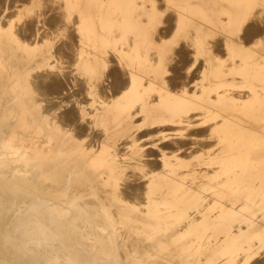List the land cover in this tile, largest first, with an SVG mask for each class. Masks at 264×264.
Here are the masks:
<instances>
[{
    "label": "rangeland",
    "instance_id": "rangeland-1",
    "mask_svg": "<svg viewBox=\"0 0 264 264\" xmlns=\"http://www.w3.org/2000/svg\"><path fill=\"white\" fill-rule=\"evenodd\" d=\"M1 1L2 0H0V2ZM12 1L3 0L4 4L1 2V5L3 7H0V85L2 86H0V107H2L1 105H4L6 102H8L14 109L12 112V120H9L8 122H5L2 126H0V264H73L72 260H74L75 257L66 255L63 250H57V252L51 255V250L49 251V249L45 250L43 248H37L35 247V245H31L29 247V252H26L20 247L19 238L22 235L24 225L30 219L31 214H37L47 222H51V220L63 218L65 215H69L70 212H75L74 209L76 205H80L81 207H83L85 209L84 212L90 213L93 216V221L92 223H89L88 221H90L89 219L91 218L83 216L84 222L78 221L74 228L68 229L69 233L76 238L77 236H87L90 234L92 235L94 240L97 241V243L104 244L109 249H114V252L117 256L114 264H258L259 262V264H262L261 261L264 262V168H236L237 166H247L249 163H246L251 161L248 158V154L246 153L249 150V145L245 139L239 136L241 132L236 131V129L240 127V124L238 122L234 123L233 121H223V119L216 123V121L214 120L219 118L218 111L213 110L210 112L209 110H206L205 112V110H203V107L197 105L191 107L196 108L198 111L196 110V113H194L195 111L191 112V109H188V104L190 103V101L183 98L186 95L182 94V89L180 96L181 104L179 106L180 116L178 119V131L181 132H179L178 135L181 138L179 136L178 138L184 141H180L177 139L178 145H180L181 147L178 150V156L175 153V156L171 158L172 155H170L169 162L168 160H166L167 162L165 161L163 164V161H161L159 158V156L161 157V155H159L158 157L156 155H154L155 157L153 155H146L149 154L148 151L150 149L157 150V146H159L161 142L160 144L156 142L157 138L154 130H151L152 132H148L149 126L147 118H145L143 112L140 111V95L130 94L132 93L131 90L123 89L121 92H119L118 95H115L116 98H112L116 101V121L114 123L115 127H113V130H115L116 133V138L114 139L115 148L120 150L126 149L124 152L117 155V164L118 162L119 164H116V169H99L97 168L96 163L86 164L87 167L83 168L82 166H85V164L81 163L80 160H83V157L87 158L88 155L78 156L75 153H65L60 155L53 153L52 151L54 150L55 144H49L47 139L48 134H53V129L51 127H48V125H51V113L50 111L48 112V109V114H46L44 105H49L56 97L53 95H48L51 94V92L47 91L46 89H44V91L46 90V94H44L45 92L43 91V89L42 91L44 93L41 92L40 89L39 91L37 90L38 93H36V91L34 93L33 89L29 90L27 87L28 80L22 78H20L19 80L18 88H14V85L12 84L13 82H11L10 80L11 75L8 72L11 71V69L20 68L22 71L27 70L28 68L40 67L46 69L47 71V73L46 71L44 73L41 72L42 74H44V76L41 75L43 78L47 77V74H50V72V75H53L55 77V73L57 72V75H60L62 69L63 71H66L67 68L70 70L74 69L78 65L79 61H83L85 63L91 62L94 59L92 55H96V57L97 55H100L101 57H99V60L101 62L104 61L107 66L111 65L113 61L117 60L118 65L123 70H125L123 67L124 65H131V62L136 60V53H138L139 51V37L132 36V38H130L129 36L125 35L123 25L92 27L91 25L87 24H84L82 26L74 24L75 20H71V18H74L76 15L72 14V11L68 9L65 10V8H63L64 3L68 2L69 0H51L55 5L50 2V0H42V2L41 0H22L25 1L26 4L25 2L20 3V1L17 0ZM27 1H29L28 4ZM43 1L46 2L45 4H47V2L49 4L45 5L43 4ZM55 1H58L59 3H56ZM51 5H53L54 9L57 6L58 10H54L53 8H51ZM47 6H49V8L46 9ZM181 7L187 8L191 11L192 14H194L205 9L206 5L201 0H181ZM50 8L52 9V12H50ZM13 9L15 12H13ZM47 11H49L50 13L48 12L45 14V12ZM62 11H64V14ZM53 12H56V14H54ZM61 12L63 15L61 14ZM117 12L118 13L116 17H118V19L116 21L117 23H119L118 21L121 22V19L119 20V17L123 13V11L119 10ZM7 13H9L8 17L10 16V18L7 17ZM52 13L54 15L50 16V14ZM149 13L150 9L147 14ZM5 14L6 18H4ZM59 15L62 16L59 17ZM186 15L187 11L183 10L180 12L179 18L181 31L183 30L182 22L185 20ZM20 16L22 19L20 18ZM32 16L35 21L32 19ZM47 16L50 18V22H56L58 19L55 20L52 18H55V16L56 18L59 17V23L57 22L58 24L56 23V26L60 25L61 22L60 27H56L55 23L53 22H48L47 19L49 18ZM86 16L91 17L90 14L85 13V17ZM76 17H78V15ZM225 18L226 16L223 14L219 17L221 22H224ZM200 20L203 21V16H201ZM28 21H30L34 25H30L31 23ZM46 21L48 23H46ZM66 22H68V24H71L72 26L67 25ZM15 23L17 25H15ZM21 23H24L25 26L24 24L22 26ZM49 23L50 25H48ZM26 25H28L27 28ZM45 27L50 31L48 30L47 32ZM68 27H70V29ZM52 28L54 31L51 30ZM93 28H99V38L93 35ZM24 29L27 32H25ZM71 29H73L74 31ZM112 30H115V34L111 33ZM22 31L23 34H28L26 36H22ZM44 31L46 32V35ZM96 31H98V29ZM40 32L44 33L43 38L40 37L42 36V33ZM94 33L95 35L97 34V32ZM19 34H21L20 36L22 37V40ZM83 36L86 38H84ZM230 36L233 37L237 43L248 42L243 37L237 38L236 36L229 35L228 33L223 34L224 38H228ZM49 37L51 39H49ZM58 37H60V39L62 40H60ZM29 38L31 39L27 40ZM38 38L40 41H38ZM54 39H57V41ZM69 39L72 41H69ZM186 39L191 41L188 46L190 45L192 47V44H194L192 48L187 46V42L189 43V41H187ZM25 40H27L28 42ZM129 42L131 44H129ZM261 42L264 44V41H255L254 43H252V46H249V48L247 49L260 50L264 48V45H261ZM59 43H61V47L58 46ZM64 43L66 44L64 45ZM217 44L218 43H216V41H214V43L213 41H203L201 37L197 36L196 34L187 35L186 38L181 37L180 49H184L182 52L186 54L185 55L183 53V58H186L183 59L182 57H180L181 67H186V69L184 70V77H181V83H187V78L191 74H189V70L195 71V78L191 81L190 85L193 89V92L191 93L193 96H195V98H198V95L202 96L208 90L212 89V97H214L212 108H220L219 104L223 101V99L230 98V100H233L234 103H238L239 101L235 100L236 98L234 97H237L238 93H240L239 97H244V95H247L243 93L242 89H240L241 91H239L236 88L237 79H234L235 75L231 77L233 78V80L230 82L226 81L227 75L231 76V74H233L232 72L237 70L245 71L246 69V71H250V66L257 64L260 65L257 62H252V60L249 58L247 59V61L241 62V65L236 64L233 60L234 58L232 57V52L230 49V51L228 50V59L222 58L221 60L219 50L222 48V46L221 43L220 47L219 44ZM67 45L68 47H65ZM79 45H81V47H79ZM242 45L244 48H246L244 44ZM73 46L78 49V52L77 50L75 52V47ZM59 48H61V50ZM124 48L127 50L125 51ZM216 48L219 49L217 50ZM71 49H73L74 52L71 51ZM85 49H87L88 52L85 51ZM105 49H110L112 53H107ZM224 49H226V47ZM66 50L69 52L70 56L68 55V52ZM52 51L55 55L58 56V59L56 58L57 56L52 55ZM58 51L63 52H60V55L62 53L61 56L58 55ZM214 51L217 53H215ZM64 52H67V54ZM187 53H189L188 56ZM104 55L105 57L103 59ZM78 56L82 57L79 58ZM208 56L210 57V59ZM61 57H63V64L61 62ZM9 58L12 59L11 64H9L7 61ZM59 59L60 61L58 62ZM186 62L187 65L185 64ZM182 63H184L185 65ZM114 64L115 63H113L111 66H114ZM219 66L225 67V69L223 68V74H221L217 69V67ZM52 69H54L53 72ZM200 69L202 72L200 71ZM49 74L47 79H50ZM71 76L74 77L72 73ZM247 80L248 78L246 75L240 74L237 81H240L239 83H243ZM225 82H229L230 85H227ZM50 83L52 82L50 81ZM39 93H43L45 96ZM90 93L91 90L86 88L83 97H90ZM38 94L40 97L38 96ZM44 97L47 98H45L46 102L43 99ZM40 100L43 101L41 102ZM48 100L50 101V103ZM107 101L109 100L107 99L106 102ZM125 103L126 106L124 105ZM39 104L41 105V107L43 106V109H41L45 112L39 109ZM250 108V106H223V110L225 113L228 110L229 113H232L233 115H237L239 112H243L244 110L247 111ZM29 109L31 111V118L36 117L37 121H32L30 123L27 121V113ZM237 109L239 112L237 111ZM17 117H23L26 121V131L13 129V121H15V118ZM183 119L185 120L183 121ZM211 120L213 122H211ZM198 121L201 123H199ZM222 123L225 124L223 125ZM105 125L107 126L108 123ZM232 127L234 131H229L228 129ZM3 129L5 130L3 131ZM198 130L202 131V137L201 135H195V139V136L193 134H199L200 132ZM143 131L145 133H143ZM187 131H189V133ZM135 132L137 133V135ZM159 133H161V131H159ZM167 134H169L170 139H172L171 136H173V134H176V132L167 131L164 133L165 136ZM226 134H231L232 136L225 137ZM185 140H187V144ZM189 140L194 142H188ZM195 140H197L198 142H196ZM203 140L204 142L207 140L204 145L202 142ZM190 143H192V145ZM214 143H216L217 145ZM221 149H223V157H220L218 154H214L215 152L219 153ZM200 150L202 152L198 153V151ZM126 151L129 152L127 153ZM147 156H149V159L146 158ZM151 157H153L152 160ZM157 158L159 159L158 162L156 160ZM61 159H63L64 162H60ZM150 160L152 163L150 162ZM133 161L135 163H133ZM220 161H222V164H220ZM160 162L162 164V167L164 166L163 168L156 167V165L161 166ZM236 162H241L242 164H237ZM127 163L132 164L129 165ZM120 166L123 167L121 168ZM175 173H177L178 175ZM182 174L184 176H182ZM225 174L229 175L226 176ZM128 175L131 178L128 177ZM182 178H184V180ZM188 178L189 181H187ZM124 183L127 185H124ZM128 184L131 186H129ZM142 188H145L147 190H142ZM158 189L162 192L158 191ZM163 189H166L167 193ZM194 194L197 195L194 196ZM153 197L155 199H153ZM95 204L98 207L95 206ZM88 205L92 206L93 209H87L86 207ZM52 211L55 215L53 217L50 216ZM95 220H97L98 222ZM109 236L111 239L112 237L114 239H112V244L106 243V240H108ZM118 241L121 242L118 243ZM54 245L58 248L60 244L58 242H55ZM209 245L211 247H209ZM248 254L250 255L248 256ZM256 260H258L259 262H257ZM91 262L93 264H109L106 260H103L99 257H94L93 259H91Z\"/></svg>",
    "mask_w": 264,
    "mask_h": 264
},
{
    "label": "crops",
    "instance_id": "crops-1",
    "mask_svg": "<svg viewBox=\"0 0 264 264\" xmlns=\"http://www.w3.org/2000/svg\"><path fill=\"white\" fill-rule=\"evenodd\" d=\"M201 1H203V3L206 5V8L201 10L200 12H197L194 14H192L191 11L188 10L187 8L181 7V0H149V1L148 0H144V1L143 0H137V1L136 0H69L68 2L64 3L63 8L72 11V14H74L76 16L78 15V17L75 16L73 19L71 18V20L75 19L74 24L78 23L77 25H81V26L84 24H87V25H91L92 27L123 25L125 35H128L130 38H132L131 36H135V37L140 36L139 42H138V47H139V44H141V46L139 47L140 49H139L138 53H136V57H135L136 60L131 62V66L129 64L128 66L124 65L123 67H124V69L126 68V71L125 70L124 71L128 74V77L130 79L129 85L125 89L131 90V92H132L131 94H133V95H140V99H141L140 111L143 112V115H145V118H147L148 126H149L148 130H150V131L154 130L156 132L155 134H156V138H157V140H156L157 143H160V141H161V144L159 145L160 147L157 146L158 151L154 150V149L149 150L150 152L148 151V153L150 155L155 154L156 156H159V154H157V152L162 153V154H160L161 157L159 156V158L161 159V161H163V164L166 160H168V162H169V159H170L169 156L170 155H172L171 158L175 156L174 155L175 153L178 156L177 153L179 150V145H178V141L176 138H178V136H179L178 135L179 134L178 119L180 116V107L179 106L181 104L180 103V96H181V90L180 89H183L182 94L183 95L187 94L183 98L190 101V103L188 104L189 110L191 109V111H195V113H196L197 109L191 107V106H196V105L203 107V110H205V111L209 110L211 112L214 109V110L218 111V115H219V118L214 120L217 123L221 119H223V121L224 120L227 122L233 121L236 123L238 122L240 124V127L237 128L236 131H240L241 134L239 136L242 137L243 139H245L246 142L248 143L249 150L246 153L248 154V158L251 161L246 163V164L249 163L247 166H243V167L237 166L236 167L237 169H260V168H264V148H263L264 147V68H263L264 67V48H262L260 50L247 49V48H249V46H252V43H254L255 41L262 40V38L264 37L263 36L264 35V33H263L264 32V28H263L264 27V22H263L264 21V8H263L264 7V0H201ZM43 4H45V2H43ZM22 8H24V7H22ZM149 9H150V13L147 14L146 12L149 11ZM117 10L123 11V13L119 17V20L121 19V22H119V23H117L116 19H118V17H116V15H115V14H117ZM164 10H167L168 12L164 11ZM183 10L187 11V15L185 16V20L182 22L183 30L181 31L180 18L179 17H180V12ZM85 11L90 12L91 17H87V16L85 17V13H86ZM131 11H132V13H131ZM249 13H251V14H249ZM86 14H89V13H86ZM222 14L226 16L225 21H224L226 23L221 22L219 19V17L222 16ZM106 15H107V17H106ZM159 15L161 17H159ZM201 16H203V21L200 20ZM139 17H141V18H139ZM112 18H115V19H112ZM248 18H249V20H248ZM256 18H257V20H256ZM250 19H252L253 21ZM247 26H251L255 29L258 28L257 30L261 29L260 30L261 33H259L257 35H254V34L245 35V31L247 29ZM93 29H94V32H96V29L95 28H93ZM97 29H98L97 34L95 35V33L93 32V35L97 36V38H99V28H97ZM222 31H223V33H222ZM242 32H244V33H242ZM111 33L114 34L115 30H112ZM224 33H228L229 35L236 36L237 38H242V37L245 38L248 41L245 44L243 43L246 46V48L243 47L242 43H237L236 40L231 36L226 38L228 40H225V38L223 37ZM190 34L191 35L196 34L197 36H200L203 41H206V42L207 41H213V42L216 41V43L219 44V47H220V43H221V46L223 49L221 48L219 50L220 51L219 55H221L220 57H222L223 59H228L227 58L229 56L228 50L230 49L232 52V57L234 58L233 60L235 61L236 64H238V63L240 64L241 62H245V61H247L248 58L251 59L252 62L254 61V62H257L259 64L261 63L260 65L250 66V71L249 70L248 71H242V70L241 71L240 70L234 71V72H232L233 74H231V76L227 75V78H226L230 82L233 79H231V80H229V79L233 75H235V77H236L234 79H237V80H238V77L240 74L246 75L248 80L246 82H243L242 85H241V83H239L236 80V84H240V85H237L236 88L238 90L242 89L244 91L243 93L247 94L248 97H247V95L246 96L244 95V97H239V95H238L239 93H238L237 97L235 99V100H237V98H238V100H237V101H239L238 103H234L233 101H231L229 99H223V101L220 104L222 105V103H223V106L227 105V107L232 106V105H235L237 107L238 106H250L251 108L249 110H247V111L244 110L243 112H239L237 109V111L239 113L236 115V117H234V115L232 113H229L228 110L225 113L223 110V106H221V105H219L220 108H212L213 107L212 106L213 98H214V97H211L213 95L212 89L208 90L202 96H198V98H195V96H193L191 94L193 89L191 90V86H190L191 81L194 80V78H195L193 76V74L195 75V73H196L195 71L193 72V71L189 70V73L190 72H192V73L188 77L189 79L187 78L188 79L187 84H189L188 86H187L186 82L181 83L180 74L181 73L184 74L185 73L184 70L186 69V67H181V65L179 63L180 57L184 56V54H183L184 52H181L182 50L180 49L181 48V37L184 38ZM141 37L143 38V41H142ZM160 37H161V39H160ZM262 41H264V38ZM217 45H216V47H217ZM225 47H226V49H224ZM250 48H252V47H250ZM105 51L107 53L110 52L109 50H105ZM151 51H154L156 56H155L154 52H151ZM171 51H172V53H171ZM223 51H224V54H223ZM215 53H217V52H215ZM78 57L80 58L81 56H78ZM92 57L94 59L91 62L85 63L83 61H79L78 65L74 69L70 70V72L72 73V75L76 79H74V77H72L71 75L68 76V74H70L69 69H66V71H61V75H59L60 76L59 78L58 77L56 78V76H55L56 79L54 77L52 78L56 81L51 80V78H50V81H54V82H58L61 79L62 81L60 80L61 82L59 81V83H62L67 88V89L63 88L62 91L58 92V93H56V91L52 92L53 94L51 93V95H53V96L55 94H57L55 96L56 98H54L55 101L53 100L52 101L53 103L49 104L50 105L49 111L51 113L50 121H51V127L53 129L52 135H53V138L55 140V142H54L55 146H54V150L52 152L55 154H60V155L65 154V153H67V154L68 153H75L78 156L88 155L87 158L83 157L84 159L82 158L83 160H80L81 163L85 164V166H82L83 168L87 167L86 166L87 163L88 164L96 163L97 168H99V169L106 168V169L112 170V167H113V169H116V167H117V165H116L117 164V158H118L117 155H119L121 152H124V151H121L122 149L121 150L119 149V151L117 152L118 149L115 148V140H114L116 138L115 130H113V127H115L114 123L116 121V101H115V99H111L112 97L114 98L115 95L112 92V88H110L112 79L110 78V76L108 74V71L110 70V68L113 67V66H111L113 63L111 65L107 66L104 61L101 62L99 60L100 59L99 57H101L100 55H97V57H96V55H92ZM103 57H105V55ZM150 58L151 59L153 58L155 60H153V59L151 60ZM156 58H157V60H156ZM171 60H172V62H171ZM167 61H169V62H167ZM102 64H104V65H102ZM170 64L173 66H171ZM170 66H171V68H170ZM105 69H106V71H105ZM167 69H168V71H167ZM172 69H173V71H172ZM217 69L219 70V72L221 74H223V66H219V67H217ZM44 71H46V69H43L40 67L28 68L27 70H22V71L20 68H18V69H11V71H9L8 73L11 75L10 80H11V82H13L12 83L13 85H14L15 81L18 79L20 80V78L26 79V80H28V85H27L28 89L29 90L33 89L34 93H35V91H37L36 87L39 84L37 82H39L41 78L44 81V78L41 77V75H39L41 72H44ZM63 72H64V74H63ZM132 73H134V74H132ZM177 73H180V74H178V77L180 76L179 78L177 77ZM32 74H33V76H32ZM36 74H38V75H36ZM67 76L69 78H67ZM105 76L108 77V79ZM38 77H40V78H38ZM30 78H32L31 81H29ZM221 79H223V78H221ZM45 80H46V78H45ZM107 80H109V81L107 82ZM63 81L65 84L63 83ZM65 81L70 82L69 84L71 86H67L68 82L66 84ZM99 81H100V83H99ZM174 81H176V83ZM47 82L49 83V81H47ZM80 82H81V84L82 83L83 84L81 85ZM229 82H225V83L227 85H230ZM43 83H46V81H44ZM173 83L175 85L177 84L176 87H175V85H173ZM41 84L42 83L40 82L39 87H38V91L41 88L46 89L47 84L42 85V87H41ZM98 84H100V85H98ZM76 85H78L79 87ZM80 85H81V87H80ZM101 85H102V87H100ZM75 86L78 87L80 89V91H78L79 90L78 88L75 89L76 88ZM105 87H106V89H105ZM107 87H108V89H107ZM69 88L72 89V91L69 90ZM84 88L85 89L88 88L91 90V93H90L91 96L87 97L86 100H84L85 98L82 99L83 98L82 95L84 94V91H85ZM176 88H177V90H176ZM99 89H101V90H99ZM109 89H110V91H109ZM170 89L172 90V92L170 91ZM260 89H262V90H260ZM97 91H98V93H100V95L99 94L97 95ZM68 93H70V94L72 93V94L68 95ZM260 93H262V95ZM103 94H105V95H103ZM64 95H67V97ZM149 95L151 98H149ZM161 95H163V96H161ZM70 96L72 99L70 98ZM98 96L102 99L98 98ZM106 96H108V97L105 98ZM109 96L110 97L112 96V97L110 98ZM80 97H82V98H80ZM68 98H70L71 100L70 99L68 100ZM104 99L105 100L108 99L110 101L109 102L105 101L106 104H104V101H103ZM64 100H67V101H64ZM78 100H79V102H78ZM81 100H82V102H81ZM57 102H58V105L56 104ZM71 102H73L74 105H72ZM258 102H260V103H258ZM55 104L57 105V107H55ZM124 105L126 106V103ZM51 106H53V107L50 110ZM65 106H68V108ZM71 106H72V109H71V111H69ZM39 107H40L39 109H41L40 105H39ZM75 107H76V109H75ZM44 108H45V111L47 113L48 105H47V107L45 106ZM77 109L79 110L80 114H79ZM52 110H54V111H52ZM57 110L60 111V113ZM72 110L75 111V112H73L75 114L72 113ZM30 112L31 111L29 109L28 113H27V121L29 123L32 121H34V122L37 121L36 117L31 118ZM63 112H65L66 114H69V116L70 115L71 116L68 117V115L66 116V114ZM61 114H64L65 118L63 117V120H65V121H62V119H61L62 117H60V116H63V115H61ZM76 114H79V115L76 116ZM58 115L60 118L58 117ZM56 117L61 119V120L59 121ZM75 117H76V120H75ZM68 118H69L70 122L67 120ZM79 118H81V119H79ZM58 122H60L61 124ZM62 122H65V123H63L64 125L62 124ZM69 123L71 126H73V125H76V126L71 127L69 125ZM82 123L84 125H86L85 129H84L85 126ZM93 123H94V126H93ZM107 123H108V125L106 126L105 124H107ZM60 125H62V126H60ZM80 125L82 126L81 128H80ZM63 126H66V127H63ZM77 126H79L78 127L79 129L76 128ZM173 126H175V127H173ZM158 127H160V128H158ZM257 127H259V128H257ZM74 128L77 131H75ZM162 128L165 131L161 130ZM98 129H100V130H98ZM70 130H72V131L70 132ZM228 130L234 131L233 127L228 129ZM93 131L96 133V135H95V133H93ZM159 131H161V133H159ZM166 131L176 132V134H173L176 137L173 136V138H172L173 140L171 139V141H168L170 139V137L167 136L169 134L166 135L167 137L164 135V133ZM198 131L202 132L200 130H198ZM146 132H147V130H146ZM143 133H145V132L143 131ZM143 133H141V134H143ZM97 134H99V135H97ZM102 134H103V136H102ZM94 135H95L96 139H95ZM195 135H201V133H199V134L196 133ZM86 136H87V138H86ZM231 136H232L231 134L225 135V137H231ZM75 137H77V138H75ZM79 137H81V138L79 139ZM163 137H166V138H163ZM87 139H88V141H87ZM97 141H99V142H97ZM90 142L92 143V145L95 142L94 143L95 145H93L94 147L92 145H88V144H90ZM86 145H88V146H86ZM166 145H169L170 147L166 146ZM89 146L93 147V148H90ZM171 146H172V148H171ZM95 147H97V148H95ZM167 148H169L170 150ZM171 149H173L174 151ZM164 153H166V154H164ZM215 154H218L219 156L223 157V149H221L219 151V153H215ZM158 160L159 159L157 158V161ZM60 162H64V160L61 159ZM220 162L222 163V161H220ZM118 164H119V162H118ZM237 164H242V163L238 162ZM156 167L157 168L158 167L163 168L162 165L161 166L156 165Z\"/></svg>",
    "mask_w": 264,
    "mask_h": 264
},
{
    "label": "bare ground",
    "instance_id": "bare-ground-1",
    "mask_svg": "<svg viewBox=\"0 0 264 264\" xmlns=\"http://www.w3.org/2000/svg\"><path fill=\"white\" fill-rule=\"evenodd\" d=\"M9 1V0H8ZM10 1H12V0H10ZM17 1H20V3H23V2H25V1H22V0H17ZM22 1V2H21ZM31 1H33V0H31ZM45 1H48V0H45ZM62 1V0H61ZM137 1V0H136ZM144 1V0H143ZM149 1V0H148ZM3 4H4V2H3V0L1 1ZM0 2V7L2 6L1 3ZM15 2V1H14ZM28 2L29 1H27V4H28ZM41 2H42V0H41ZM44 2V1H43ZM50 2H52L51 0H50ZM56 2V1H55ZM6 3V2H5ZM9 3V2H8ZM11 3V2H10ZM12 3H13V1H12ZM17 3V2H16ZM46 3V2H45ZM53 3V2H52ZM56 3H59L58 1L56 2ZM143 3V2H142ZM145 3V2H144ZM151 3V2H150ZM25 4H26V2H25ZM47 4H49L48 2H47ZM47 4H45V5H47ZM54 4V3H53ZM62 4V3H61ZM135 4V3H134ZM55 5V4H54ZM57 5V4H56ZM60 5V4H59ZM58 5V6H59ZM98 5V4H97ZM131 5V4H130ZM136 5V4H135ZM10 6V5H9ZM43 6V5H42ZM52 7L51 8H53V5H51ZM62 6V5H61ZM80 6V5H79ZM139 6V5H138ZM152 6V5H151ZM261 6V5H260ZM3 7V6H2ZM129 7V6H128ZM6 8V7H5ZM45 8V7H44ZM47 8H49V6H47L46 7V9ZM50 8V12H52V9ZM84 8V7H83ZM113 8V7H112ZM264 8V7H263ZM11 9V8H10ZM54 9V8H53ZM55 9H57V6H56V8ZM54 9V10H55ZM76 9V8H75ZM97 9V8H96ZM134 9V8H133ZM258 9V8H257ZM40 10V9H39ZM58 10V9H57ZM56 10V11H57ZM60 10V9H59ZM66 10V9H65ZM113 10V9H112ZM111 10V11H112ZM9 11V10H8ZM25 11V10H24ZM42 11V10H41ZM43 11H44V9H43ZM46 11V10H45ZM49 11H47V12H45V14L46 13H48ZM118 11V10H117ZM139 11V10H138ZM161 11V10H160ZM164 11H167V10H164ZM13 12H15L14 11V9H13ZM49 12V13H50ZM59 12V11H58ZM63 12V14H64V11H62ZM62 12H61V14H62ZM86 13H89L90 14V12H88V11H85ZM142 12V11H141ZM148 12V11H147ZM146 12V13H147ZM168 12V11H167ZM11 13V12H10ZM31 13V12H30ZM37 13V12H36ZM38 13H39V11H38ZM41 13V12H40ZM44 13V12H43ZM54 13V12H53ZM50 14V16L52 15H54V14H56V12L54 13V14ZM60 13V12H59ZM58 13V14H59ZM118 13V12H117ZM130 13V12H129ZM131 13H132V11H131ZM12 14H14V13H12ZM16 14V13H15ZM35 14V13H34ZM42 14V13H41ZM57 14V15H58ZM62 14V15H63ZM144 14V13H143ZM249 14H251V13H249ZM263 14V13H262ZM8 15H9V13H7V17H8ZM25 15V14H24ZM36 15V14H35ZM56 15V16H57ZM61 15V16H62ZM72 15V14H71ZM115 15H117V14H115ZM142 15V14H141ZM257 15V14H256ZM11 16H13V15H11ZM17 16H18V14H17ZM16 16V17H17ZM23 16V15H22ZM34 16V15H33ZM33 16H32V19H33ZM39 16V15H38ZM41 16V15H40ZM44 16V15H43ZM56 16H55V18H52V19H58L56 22H53V21H51V22H53V23H55V26H56V23L58 22L59 23V17H61L60 15H59V17L58 18H56ZM68 16V15H67ZM119 16V15H118ZM137 16V15H136ZM259 16V15H258ZM257 16V17H258ZM1 17V16H0ZM42 17V16H41ZM48 17V16H47ZM143 17V16H142ZM159 17H161L160 15H159ZM252 17V16H251ZM4 18H6V14H5V17ZM8 18H10V16L8 17ZM20 18H21V16H20ZM30 18H31V16H30ZM46 18V17H45ZM49 18V17H48ZM65 18V17H64ZM139 18H141V17H139ZM11 19H12V17H11ZM22 19V18H21ZM24 19V18H23ZM41 19V18H40ZM47 19V18H46ZM45 19V20H46ZM66 19V18H65ZM73 19V18H72ZM112 19H115V18H112ZM132 19V18H131ZM164 19V18H163ZM167 19V18H166ZM261 19V18H260ZM2 20V19H1ZM4 20V19H3ZM26 20V19H25ZM28 20V19H27ZM34 20V19H33ZM48 20V22H50L49 20H50V18L49 19H47ZM75 20V19H74ZM117 20V19H116ZM133 20V19H132ZM137 20V19H136ZM139 20V19H138ZM248 20H249V18H248ZM247 20V21H248ZM250 20H252V19H250ZM256 20H257V18H256ZM255 20V21H256ZM21 21V20H20ZM31 21V20H30ZM30 21H28V22H30ZM35 21V20H34ZM41 21V20H40ZM44 21V20H43ZM77 21V20H76ZM253 21V20H252ZM259 21V20H258ZM262 21V20H261ZM4 22V21H3ZM25 22H27V21H25ZM24 22V23H25ZM47 21H46V23H48ZM50 22V23H51ZM118 22H120V21H118ZM133 22V21H132ZM264 22V21H263ZM23 23V24H24ZM31 23V22H30ZM36 23V22H35ZM38 23V22H37ZM50 23L48 24V25H50ZM57 23V24H58ZM67 23V25H71V24H68V22H66ZM70 23V22H69ZM158 23V22H157ZM2 24V23H1ZM4 24V23H3ZM14 24V23H13ZM22 24V23H21ZM23 24H22V26H23ZM27 24V23H26ZM29 24V23H28ZM33 23H31L30 25H32ZM64 24H65V22H64ZM78 24V23H77ZM76 24V25H77ZM171 24V23H170ZM252 24V23H251ZM255 24V23H254ZM7 25V24H6ZM12 25V24H11ZM15 25H17L16 23H15ZM20 25V24H19ZM18 25V26H19ZM34 25V24H33ZM40 25V24H39ZM54 25V24H53ZM60 25H61V22H60ZM60 25H57V26H59L60 27ZM63 25V24H62ZM158 25V24H157ZM261 25V24H260ZM2 26V25H1ZM13 26V25H12ZM24 26H25V24H24ZM27 26L28 25H26V28H27ZM56 26V27H57ZM72 26V25H71ZM70 26V27H71ZM80 26V25H79ZM119 26V25H118ZM257 26V25H256ZM15 27V26H14ZM21 27V26H20ZM30 27V26H29ZM39 27V26H38ZM41 27V26H40ZM53 27V26H52ZM58 27V28H59ZM66 27V26H65ZM70 27H68L69 29H70ZM255 27V26H254ZM2 28H4V27H2ZM16 28H19V27H16ZM23 28V27H22ZM25 28V29H26ZM33 28V27H32ZM46 28V27H45ZM44 28V29H45ZM74 28V27H73ZM77 28V27H76ZM79 28V27H78ZM81 28V27H80ZM116 28V27H115ZM264 28V27H263ZM262 28V29H263ZM24 29V31L25 32H27L26 30ZM30 29V28H29ZM29 29H27V30H29ZM34 29V28H33ZM39 29V28H38ZM242 29V28H241ZM258 29V28H257ZM257 29H255V28H253V27H251V26H247V29H246V31H245V35H248V34H254V35H257V34H259V33H261V29L260 30H257ZM14 30V29H13ZM18 30V29H17ZM17 30H16V33H17ZM40 30V29H39ZM49 30V29H48ZM48 30H47V28H46V31L48 32ZM51 30H53V28L51 29ZM71 30H73V29H71ZM76 30V29H75ZM97 30V29H96ZM104 30V29H103ZM21 31V30H20ZM30 31H32V30H30ZM30 31H28V32H30ZM50 31V30H49ZM54 31V30H53ZM74 31V30H73ZM82 31V30H81ZM108 31V30H107ZM133 31V30H132ZM34 32V31H33ZM42 32H43V30H42ZM42 32H40V33H42ZM45 32V31H44ZM68 32V31H67ZM72 32V31H71ZM70 32V33H71ZM97 32V31H96ZM104 32V31H103ZM120 32V31H119ZM151 32V31H150ZM263 32V31H262ZM35 33V32H34ZM66 33V32H65ZM80 33V32H79ZM105 33V32H104ZM192 33V32H191ZM242 33H244V32H242ZM264 33V32H263ZM22 34H23V31H22ZM28 33H25V34H23L22 36H26ZM44 33H42V36H40L41 38H43V35ZM49 34V33H48ZM68 34V33H67ZM73 34H74V32H73ZM115 34V33H114ZM130 34V33H129ZM133 34V33H132ZM21 34H19V36H20ZM30 35V34H29ZM28 35V36H29ZM31 35H32V33H31ZM35 35V34H34ZM33 35V36H34ZM37 35V34H36ZM45 35H46V32H45ZM66 35V34H65ZM83 35V34H82ZM86 35V34H85ZM112 35V34H111ZM117 35H118V33H117ZM162 35V34H161ZM177 35V34H176ZM17 36H18V34H17ZM27 36V37H28ZM38 36V35H37ZM50 36H51V34H50ZM53 36V35H52ZM67 36V35H66ZM87 36V35H86ZM105 36V35H104ZM113 36V35H112ZM128 36V35H127ZM155 36V35H154ZM153 36V37H154ZM159 36V35H158ZM264 36V35H263ZM32 37V36H31ZM84 37V36H83ZM116 37V36H115ZM125 37V36H124ZM132 37V36H131ZM135 37V36H134ZM140 37V36H139ZM163 37V36H162ZM20 38H21V40H22V37L20 36ZM34 38H36V37H34ZM48 38V37H47ZM59 39H60V37H58ZM84 38H86V37H84ZM112 38V37H111ZM127 38V37H126ZM142 38V37H141ZM186 38V37H185ZM190 38V37H189ZM194 38V37H193ZM253 38V37H252ZM260 38V37H259ZM264 38V37H263ZM263 38H262V40H263ZM26 39V38H25ZM31 38H29V39H27V40H30ZM45 39V38H44ZM49 39H51L50 37H49ZM71 39V38H70ZM69 39V41H72V40H70ZM78 39H80V38H78ZM122 39H124V38H122ZM160 39H161V37H160ZM164 39V38H163ZM261 39V38H260ZM27 40H25V41H27ZM34 40V39H33ZM54 40H56L57 41V39H54ZM60 40H62V39H60ZM66 40V39H65ZM64 40V41H65ZM112 40V39H111ZM121 40V39H120ZM119 40V41H120ZM156 40V39H155ZM187 41H189L188 39H186ZM225 40H228V39H226L225 38ZM230 40V39H229ZM258 40V39H257ZM261 40V41H262ZM38 41H40L39 40V38H38ZM45 41V40H44ZM48 41V40H47ZM55 41V42H56ZM76 41H78V40H76ZM142 41H143V38H142ZM141 41V42H142ZM233 41V40H232ZM252 41V40H251ZM21 42V41H20ZM23 42V41H22ZM28 42V41H27ZM31 42V41H30ZM43 42V41H42ZM60 42V41H59ZM86 42V41H85ZM106 42V41H105ZM130 42H131V40H130ZM129 42V44H131ZM209 42V41H208ZM32 43H34V42H32ZM38 43H40V42H38ZM74 43V42H73ZM72 43V44H73ZM80 43V42H79ZM117 43V42H116ZM121 43V42H120ZM123 43V42H122ZM177 43V42H176ZM186 43V42H185ZM191 43V41H189V43L187 42V46H188V44H190ZM192 43H193V41H192ZM214 43V42H213ZM229 43V42H228ZM257 43V42H256ZM27 44V43H26ZM36 44V43H35ZM48 44V43H47ZM57 44V43H56ZM60 44L61 43H59V47H61L60 46ZM63 44V43H62ZM66 43H64V45H65ZM68 44V43H67ZM69 44H70V42H69ZM68 44V45H69ZM72 44H71V47H72ZM82 44V43H81ZM118 44H119V42H118ZM243 44V43H242ZM245 44V43H244ZM263 43L261 42V45H262ZM63 45V46H64ZM68 45L67 46H65V47H68ZM84 45H85V43H84ZM89 45V44H88ZM91 45V44H90ZM127 45V44H126ZM193 45L194 44H192V47H193ZM259 45V44H258ZM264 45V44H263ZM27 46H29V45H27ZM57 46V47H58ZM108 46V45H107ZM117 46V45H116ZM125 46V45H124ZM132 46V45H131ZM141 46V44H139V47ZM143 46V45H142ZM235 46V45H234ZM70 47V46H69ZM73 47H75V46H73ZM79 47H81V45H79ZM79 47H77V48H79ZM84 47V46H83ZM129 47V46H128ZM155 47V46H154ZM188 47H190V48H192L190 45L188 46ZM210 47V46H209ZM215 47V46H214ZM233 47V46H232ZM246 47V46H245ZM264 47V46H263ZM64 48V47H63ZM86 48V47H85ZM87 48H88V46H87ZM110 48V47H109ZM132 48V47H131ZM183 48H185V47H183ZM57 49V48H56ZM60 50H61V48H59ZM67 49H69V48H67ZM94 49V48H93ZM111 49V48H110ZM110 49H109V51H110ZM121 49V48H120ZM125 49V48H124ZM140 49V48H139ZM217 49V48H216ZM53 50V49H52ZM58 50V49H57ZM57 50H56V53H57ZM76 50H77V52H78V49H76V47H75V52H76ZM106 50V49H105ZM112 50V49H111ZM127 49H125V51H126ZM151 50V49H150ZM184 50V49H183ZM182 50V51H183ZM215 50V49H214ZM55 51V50H54ZM64 51H65V49H64ZM67 51V50H66ZM71 51H73V49H71ZM85 51H87V49H85ZM141 51V50H140ZM181 51V52H182ZM186 51V50H185ZM53 52V51H52ZM60 52H62V51H60ZM60 52L58 51V55H60ZM68 52V51H67ZM67 52H64V53H66L67 54ZM74 52V51H73ZM88 52V51H87ZM111 53H112V51H110ZM110 52H109V54H110ZM122 52V51H121ZM131 52V51H130ZM151 52H154V51H151ZM215 52V51H214ZM51 53V52H50ZM63 53V52H62ZM62 53H61V55H62ZM85 53V52H84ZM171 53H172V51H171ZM65 54V55H66ZM89 54V53H88ZM103 54V53H102ZM117 54V53H116ZM116 54H115V56H116ZM132 54V53H131ZM134 54V53H133ZM154 54H155V52H154ZM168 54V53H167ZM185 54V53H184ZM188 54L189 53H187V56H188ZM52 55H54V56H57V55H55L54 54V52L52 53ZM60 55V56H61ZM68 55H69V52H68ZM72 55V54H71ZM108 55V54H107ZM114 55V54H113ZM118 55V54H117ZM173 55V54H172ZM186 55V54H185ZM70 56V55H69ZM90 56V55H89ZM109 56V55H108ZM155 56H156V54H155ZM181 56V55H180ZM218 56V55H217ZM75 57V56H74ZM82 57V56H81ZM118 57V56H117ZM173 57V56H172ZM171 57V58H172ZM209 57V56H208ZM260 57V56H259ZM57 59H58V56L56 57ZM55 58V59H56ZM60 58V57H59ZM63 57H61V59H62ZM67 58H68V56H67ZM71 58V57H70ZM108 58V57H107ZM119 58V57H118ZM133 58V57H132ZM183 58V57H182ZM184 58H186V57H184ZM183 58V59H184ZM191 58V57H190ZM221 58V60H222V57H220ZM261 58V57H260ZM74 59V58H73ZM77 59V58H76ZM87 59V58H86ZM102 59V58H101ZM103 59H104V57H103ZM151 59V58H150ZM153 59V58H152ZM151 59V60H152ZM205 59V58H204ZM209 59H210V57H209ZM78 60V59H77ZM84 60H85V58H84ZM127 60V59H126ZM153 60H155V59H153ZM156 60H157V58H156ZM220 60V59H219ZM8 61V63L9 64H11L12 63V59H8L7 60ZM60 61V59L58 60V62ZM66 61V60H65ZM69 61H70V59H69ZM76 61V60H75ZM227 61V60H226ZM0 62H1V60H0ZM62 64L64 63V61H63V59H62ZM67 62V61H66ZM77 62V61H76ZM120 62V61H119ZM154 62V61H153ZM167 62H169V61H167ZM171 62H172V60H171ZM170 62V63H171ZM185 62V61H184ZM230 62V61H229ZM231 62H233V61H231ZM237 62V61H236ZM254 62V61H253ZM259 62V61H258ZM53 63V62H52ZM57 63V62H56ZM70 63V62H69ZM68 63V64H69ZM73 63V62H72ZM109 63V62H108ZM107 63V64H108ZM113 63H115L114 64V66L112 67V68H110V70L108 71V74H109V76H110V78L112 79V82H111V87L110 88H112V92L114 93V95H118L119 94V92H121L123 89H125V88H127L128 87V85H129V82H130V79H129V77H128V74L125 72L126 71V68H125V71L118 65V61L117 60H115V61H113ZM126 63H127V61H126ZM129 63V62H128ZM180 63V62H179ZM255 63V62H254ZM48 64H50V63H48ZM58 64V63H57ZM71 64V63H70ZM112 64V63H111ZM120 64V63H119ZM152 64V63H151ZM155 64V63H154ZM167 64V63H166ZM169 64V63H168ZM172 64V63H171ZM170 64V65H171ZM182 64H184V63H182ZM186 65H187V62L185 63ZM184 64V65H185ZM230 64V63H229ZM239 64V63H238ZM261 64V63H260ZM74 65V64H73ZM87 65V64H86ZM102 65H104V64H102ZM164 65V64H163ZM192 65V64H191ZM227 65V64H226ZM241 65V64H240ZM258 65V64H257ZM55 66H56V64H55ZM62 66V65H61ZM76 66V65H75ZM131 66V65H130ZM171 66H173V65H171ZM171 66H170V68H171ZM179 66V65H178ZM234 66H235V64H234ZM243 66V65H242ZM58 67V66H57ZM69 67V66H68ZM191 67V66H190ZM206 67V66H205ZM56 68V67H55ZM61 68H63V67H61ZM65 68V67H64ZM70 68V67H69ZM104 68V67H103ZM224 69H225V67H223ZM235 68H236V66H235ZM239 68V67H238ZM264 68V67H263ZM68 69V68H67ZM185 69V68H184ZM194 69V68H193ZM196 69V68H195ZM199 69V68H198ZM54 71V69H52V72ZM55 71H56V69H55ZM62 71H63V69H62ZM105 71H106V69H105ZM167 71H168V69H167ZM172 71H173V69H172ZM200 71H201V69H200ZM245 71H246V69H245ZM45 72V71H44ZM43 72V73H44ZM82 72V71H81ZM176 72V71H175ZM194 72V71H193ZM202 72V71H201ZM38 73V72H37ZM40 73V72H39ZM46 73H47V71H46ZM69 73H70V75H71V72H70V69H69ZM190 73H192V72H190ZM189 73V74H190ZM49 74V73H48ZM48 74H47V77H48ZM50 74H51V72H50ZM49 74V75H50ZM63 74H64V72H63ZM68 74V73H67ZM132 74H134V73H132ZM178 74H180V73H177V77H178ZM185 74V73H184ZM184 74L182 73V74H180L181 75V77L183 76L184 77ZM188 74V73H187ZM196 74V73H195ZM200 74V73H199ZM240 74V73H239ZM38 75V74H37ZM40 75H43L44 76V74H40ZM55 75H56V78L58 77H60L59 75H57V72L55 73ZM61 75V74H60ZM66 75V74H65ZM238 75V74H237ZM32 76H33V74H32ZM31 76V77H32ZM36 76V75H35ZM46 76V75H45ZM51 76H52V78L54 77L53 75H50L49 77L51 78ZM63 76V75H62ZM68 76H69V74H68ZM67 76V78H69ZM85 76V75H84ZM193 76H194V74H193ZM197 76V75H196ZM224 76V75H223ZM37 77V76H36ZM42 77V76H41ZM47 77H45L46 78V80H47ZM64 77V76H63ZM77 77V76H76ZM106 77V76H105ZM180 77V76H179ZM178 77V78H179ZM192 77V76H191ZM33 78V77H32ZM32 78H30V80L29 81H31V79ZM38 78H40V77H38ZM45 78H44V81H46L45 80ZM51 78V80H54V79H52ZM55 78V77H54ZM55 78V79H56ZM65 78V77H64ZM72 78V77H71ZM70 78V79H71ZM107 79H108V77H106ZM109 78V79H110ZM172 78V77H171ZM236 78V77H235ZM34 79V78H33ZM74 79H76L75 77H74ZM86 79V78H85ZM147 79V78H146ZM181 79V78H180ZM182 79H185V78H182ZM189 79V78H188ZM192 79V78H191ZM198 79V78H197ZM231 79H233V78H231L230 77V79L229 80H231ZM49 80V85H46ZM47 81H46V83H43L44 81L42 80V78L40 79V81L39 82H37V83H39L40 84V82L42 83L41 84V87H42V85H46V89H47V91H49V92H55V91H57L56 93H58V92H61L62 91V89L63 88H66L62 83H59V81L61 80H59L58 82H54V81H56V80H54V81H51L52 83H50V79H48ZM68 80V79H67ZM72 80V79H71ZM202 80V79H201ZM38 81V80H37ZM62 81V80H61ZM60 81V82H61ZM83 81V80H82ZM85 81V80H84ZM105 81V80H104ZM103 81V82H104ZM109 80H107V82H108ZM200 81V80H199ZM198 81V82H199ZM228 81V80H227ZM54 82V83H53ZM66 82V81H65ZM68 82V81H67ZM67 82H66V84H67ZM106 82V81H105ZM175 83H176V81H174ZM197 82V83H198ZM240 82V81H239ZM35 83V82H34ZM36 83V84H37ZM63 83H64V81H63ZM68 83H70V82H68ZM99 83H100V81H99ZM167 83V82H166ZM184 83V82H183ZM220 83V82H219ZM30 84V83H29ZM35 84V85H36ZM39 84L37 85V87H36V89L38 90V87H39ZM65 84V83H64ZM77 84V83H76ZM79 84V83H78ZM80 84H81V82H80ZM83 84V83H82ZM81 84V85H82ZM89 84V83H88ZM170 84V83H169ZM180 84V83H179ZM178 84V85H179ZM187 84V83H186ZM218 84V83H217ZM32 85V84H31ZM81 85H80V87H81ZM85 85V84H84ZM98 85H100V84H98ZM108 85V84H107ZM110 85V84H109ZM167 85V84H166ZM173 85H175L174 83H173ZM177 85V84H176ZM176 85H175V87H176ZM189 84H187V86H188ZM207 85V84H206ZM233 85V84H232ZM237 85H240V84H236V86ZM241 85H242V83H241ZM1 86V85H0ZM18 86H19V79L18 80H16L15 81V84H14V88H18ZM33 86V85H32ZM68 86V85H67ZM69 86H71L70 84H69ZM76 86H78V85H76ZM75 86V87H76ZM142 86V85H141ZM170 86V85H169ZM2 87V86H1ZM45 87V86H44ZM79 87V86H78ZM78 87H76L75 89H77ZM100 87H102V85L100 86ZM261 87V86H260ZM32 88V87H31ZM35 88V87H34ZM72 88V87H71ZM143 88V87H142ZM168 88V87H167ZM188 88V87H187ZM228 88V87H227ZM235 88V87H234ZM241 88V87H240ZM42 89L43 88H41L40 89V91L41 92H43L44 91V89H43V91H42ZM67 89V88H66ZM65 89V90H66ZM79 89V88H78ZM85 89V88H84ZM103 89V88H102ZM105 89H106V87H105ZM107 89H108V87H107ZM223 89V88H222ZM244 89V88H243ZM263 89V88H262ZM262 89H260V90H262ZM70 90H72V89H70ZM74 90V89H73ZM99 90H101V89H99ZM176 90H177V88H176ZM180 90H182V89H180ZM191 90H192V88H191ZM46 91V90H45ZM44 91V92H45ZM68 91V90H67ZM78 91H80V89L78 90ZM84 91V90H83ZM106 91V90H105ZM109 91H110V89H109ZM169 91V90H168ZM170 91L172 92V90L170 89ZM187 91V90H186ZM198 91V90H197ZM239 91H241V90H239ZM43 92V93H44ZM69 92V91H68ZM74 92V91H73ZM174 92V91H173ZM178 92V91H177ZM188 92V91H187ZM190 92V91H189ZM193 92V91H192ZM228 92V91H227ZM244 92V91H243ZM247 92V91H246ZM249 92V91H248ZM36 93H38V91H36ZM43 93H39V94H42L43 96H45L44 94H46V92L43 94ZM104 93V92H103ZM179 93V92H178ZM222 93V92H221ZM231 93V92H230ZM233 93V92H232ZM39 94H38V96H39ZM53 94V93H52ZM70 93H68V95H69ZM72 94V93H71ZM70 94V95H71ZM76 94V93H75ZM79 94V93H78ZM83 94V93H82ZM86 94V93H85ZM100 95V93H98V91H97V95ZM102 94V93H101ZM110 94V93H109ZM131 94V93H130ZM148 94V93H147ZM192 94V93H191ZM220 94V93H219ZM225 94V93H224ZM240 94V93H239ZM238 94V95H239ZM252 94V93H251ZM261 95H262V93H260ZM259 94V95H260ZM48 95H51V94H48ZM47 95V96H48ZM57 94H55L54 96H56ZM96 95V96H97ZM103 95H105V94H103ZM187 95V94H186ZM60 96V95H59ZM64 96H66L67 97V95H64ZM73 96V95H72ZM76 96V95H75ZM161 96H163V95H161ZM199 96V95H198ZM242 96V95H241ZM246 96V95H245ZM40 97V96H39ZM78 97V96H77ZM76 97V98H77ZM82 97H83V95H82ZM82 97H80V98H82ZM88 97V96H87ZM108 97V96H107ZM107 97H105V98H107ZM110 97V96H109ZM112 97V96H111ZM110 97V98H111ZM153 97V96H152ZM212 97V96H211ZM224 97V96H223ZM229 97H230V94H229ZM235 98H236V96H234ZM248 97V96H247ZM250 97V96H249ZM263 97V96H262ZM45 98L46 97H44L43 99H44V101H45ZM51 98V97H50ZM70 98H71V96H70ZM70 98H68V100L70 99ZM95 98V97H94ZM97 98V97H96ZM98 98H100L99 96H98ZM104 98V97H103ZM113 98V97H112ZM111 98V99H112ZM114 98H116L115 96H114ZM149 98H151L150 97V95H149ZM4 99V98H3ZM47 99V98H46ZM72 99V98H71ZM70 99V100H71ZM82 99H84V97L82 98ZM100 99H102V98H100ZM99 99V100H100ZM240 99V98H239ZM50 100V99H49ZM48 100V101H49ZM54 100V99H53ZM57 100V99H56ZM76 100V99H75ZM84 100H86V97H85V99ZM91 100V99H90ZM94 100V99H93ZM152 100V99H151ZM229 100H230V98H229ZM237 100H238V98H237ZM242 100V99H241ZM253 100V99H252ZM41 102L43 101V100H40ZM51 101V100H50ZM50 101H49V103H50ZM58 101V100H57ZM61 101V100H60ZM64 101H67V100H64ZM97 101V100H96ZM104 101V104H106L105 103V99L103 100ZM110 101V100H109ZM109 101H107V102H109ZM112 101V100H111ZM214 101V100H213ZM233 101V100H232ZM3 102V101H2ZM36 102H39V101H36ZM46 102V101H45ZM78 102H79V100H78ZM81 102H82V100H81ZM84 102V101H83ZM86 102V101H85ZM95 102V101H94ZM218 102H219V100H218ZM231 102V101H230ZM229 102V103H230ZM243 102V101H242ZM48 103V102H47ZM53 103V102H52ZM228 103V102H227ZM258 103H260V102H258ZM45 104V103H44ZM51 104V103H50ZM57 105H58V102L56 103ZM55 104V107H57V105ZM71 104L72 105H74V103L73 102H71ZM70 104V105H71ZM78 104V103H77ZM103 104V103H102ZM154 104V103H153ZM219 104V103H218ZM240 104V103H239ZM40 105V104H39ZM43 105V104H42ZM48 105V104H47ZM47 105H46V107H47ZM60 105V104H59ZM69 105V106H70ZM84 105V104H83ZM155 105V104H154ZM219 105H221V104H219ZM252 105V104H251ZM258 105V104H257ZM2 107H0V126H2L5 122H8L9 120L11 121L12 120V112H13V108L11 107V105H10V103H8V102H6L4 105H1ZM41 106V105H40ZM49 106L50 105H48V109H49ZM54 106V105H53ZM53 106H51L50 107V110H51V108L53 107ZM87 106V105H86ZM152 106V105H151ZM221 106H223V103H222V105ZM227 106V105H226ZM43 107V106H42ZM41 107V108H42ZM44 107H45V105H44ZM54 107V108H55ZM61 107V106H60ZM65 107H67L68 108V106H65ZM254 107V106H253ZM53 108V109H54ZM66 108V109H67ZM256 108V107H255ZM254 108V109H255ZM260 108V107H259ZM43 109V108H42ZM42 109H40V110H42ZM45 109V108H44ZM47 109V108H46ZM71 109H72V106H71V108L69 109V111H71ZM75 109H76V107H75ZM98 109V108H97ZM137 109V108H136ZM78 110V109H77ZM76 110V111H77ZM89 110V109H88ZM92 110V109H91ZM90 110V111H91ZM214 110V109H213ZM43 111V110H42ZM52 111H54V110H52ZM58 111V110H57ZM68 111V112H69ZM89 111V112H90ZM183 111V110H182ZM198 111V110H197ZM43 112H45V111H43ZM48 112H49V110H48ZM48 112L46 113V114H48ZM59 113H60V111H58ZM73 112H75V111H73L72 110V113ZM78 112H79V110H78ZM77 112V113H78ZM192 112V111H191ZM190 112V113H191ZM206 112V111H205ZM18 113V112H17ZM53 113V112H52ZM63 113H65V112H63ZM187 113H189V112H187ZM195 113V112H194ZM66 114V113H65ZM73 114H75V113H73ZM79 114H80V112H79ZM79 114H76V116L77 115H79ZM182 114V113H181ZM185 114V113H184ZM53 115V114H52ZM57 115V114H56ZM61 115H63V116H60V117H62L61 119H62V121H65V120H63V117H64V114H61ZM68 115V117H70L69 116V114H66V116ZM197 115V114H196ZM201 115H203V114H201ZM212 115V114H211ZM17 116V115H16ZM132 116V115H131ZM134 116V115H133ZM205 116V115H204ZM233 116V115H232ZM58 117H59V115H58ZM59 117V118H60ZM83 117V116H82ZM189 117V116H188ZM234 117H236V115H234ZM238 117V116H237ZM54 118V117H53ZM57 118V117H56ZM59 118H57L59 121L61 120V119H59ZM65 118V117H64ZM67 118V117H66ZM74 118V117H73ZM78 118V117H77ZM209 118V117H208ZM16 120L15 121H13L14 122V124H13V129L14 130H25V129H27V123H26V121L24 120V118L23 117H17V118H15ZM79 119H81V118H79ZM78 119V120H79ZM138 119V118H137ZM191 119V118H190ZM203 119H204V117H203ZM68 121H69V118L67 119ZM71 120V119H70ZM75 120H76V117H75ZM185 119H183V121H184ZM187 120V119H186ZM213 120V119H212ZM211 120V122H213ZM172 121V120H171ZM200 121V120H199ZM198 121V122H199ZM70 122V121H69ZM77 122V121H76ZM75 122V123H76ZM246 122V121H245ZM58 123H60V122H58ZM63 123H65V122H62V124ZM74 123V124H75ZM187 123V122H186ZM189 123H192V122H189ZM197 123V122H196ZM195 123V124H196ZM199 123H201V122H199ZM209 123H210V121H209ZM217 123V122H216ZM235 123V122H234ZM61 124V123H60ZM72 124V123H71ZM83 124V123H82ZM90 124V123H89ZM135 124V123H134ZM223 124V123H222ZM225 124V123H224ZM223 124V125H224ZM64 125V124H63ZM68 125V124H67ZM69 125H70V123H69ZM78 125V124H77ZM84 125V124H83ZM213 125V124H212ZM60 126H62V125H60ZM71 126V125H70ZM69 126V127H70ZM74 126H76V125H73V126H71V127H74ZM85 126V127H84ZM83 127H84V129L86 128V125H84ZM89 126V125H88ZM93 126H94V123H93ZM195 126V125H194ZM197 126V125H196ZM209 126H211V125H209ZM208 126V127H209ZM215 126H217V125H215ZM218 126H219V124H218ZM48 127H51V125L49 126L48 125ZM63 127H66V126H63ZM62 127V128H63ZM70 127V128H71ZM79 126H77L76 128L77 129H79L78 128ZM82 126L80 125V128H81ZM169 127V126H168ZM173 127H175V126H173ZM191 127V126H190ZM207 127V126H206ZM214 127V126H213ZM52 128V127H51ZM69 128V129H70ZM100 128V127H99ZM158 128H160V127H158ZM184 128H186V127H184ZM199 128V127H198ZM204 128V127H203ZM212 128V127H211ZM257 128H259V127H257ZM72 129V128H71ZM148 129V128H147ZM190 129V128H189ZM193 129V128H192ZM200 129H202V128H200ZM208 129V128H207ZM5 129H3V131H4ZM74 130H75V128H74ZM89 130V129H88ZM98 130H100V129H98ZM136 130H138V129H136ZM135 130V131H136ZM162 130H163V128H162ZM172 130V129H171ZM184 130V129H183ZM211 130V129H210ZM247 130V129H246ZM26 131V130H25ZM72 130H70V132H71ZM75 131H77V130H75ZM84 131V130H83ZM86 131V130H85ZM150 131V130H149ZM148 131V132H149ZM164 131V130H163ZM162 131V132H163ZM175 131V130H174ZM177 131V130H176ZM196 131V130H195ZM263 131V130H262ZM74 132V131H73ZM105 132V131H104ZM134 132V131H133ZM133 132H132V134H133ZM167 132V131H166ZM178 132V131H177ZM180 132V131H179ZM188 133H189V131H187ZM191 132H192V130H191ZM78 133V132H77ZM85 133V132H84ZM93 133H95L94 131H93ZM136 133V132H135ZM154 133H156L155 131H154ZM172 133V132H171ZM181 133V132H180ZM186 133V132H185ZM201 133V132H200ZM75 134V133H74ZM90 134V133H89ZM139 134V133H138ZM150 134V133H149ZM77 135V134H76ZM91 135V134H90ZM95 135H96V133H95ZM95 135H94V137H95ZM97 135H99V134H97ZM136 135H137V133H136ZM154 135V134H153ZM170 135H172V134H170ZM194 136H195V134H193ZM205 135H206V133H205ZM210 135V134H209ZM212 135V134H211ZM102 136H103V134H102ZM139 136V135H138ZM138 136H137V139H138ZM167 136H169V135H167ZM166 136V137H167ZM174 137H176L175 135H173ZM173 136H171L172 138H173ZM178 136V135H177ZM19 137V136H18ZM141 137H143V136H141ZM161 137V136H160ZM166 137H163V138H166ZM180 137V136H179ZM186 137V136H185ZM190 137H191V135H190ZM201 137H202V135H201ZM206 137V136H205ZM1 138V137H0ZM75 138H77V137H75ZM81 137H79V139H80ZM86 138H87V136H86ZM98 138V137H97ZM145 138V137H144ZM181 138V137H180ZM195 139H196V136L194 137ZM211 138V137H210ZM214 138V137H213ZM32 139V138H31ZM48 143L49 144H54V142H55V140H54V138H53V135H52V133H50V134H48ZM78 139V140H79ZM95 139H96V137H95ZM99 139V138H98ZM133 139H135V138H133ZM143 139V138H142ZM175 139V138H174ZM176 139H178V140H180V141H184V140H181V139H179V138H176ZM187 139V138H186ZM204 139V138H203ZM206 139V138H205ZM212 139V138H211ZM224 139V138H223ZM100 140V139H99ZM127 140V139H126ZM125 140V141H126ZM149 140V139H148ZM173 140V139H172ZM209 140V139H208ZM213 140V139H212ZM42 141V140H41ZM87 141H88V139H87ZM90 141V140H89ZM139 141V140H138ZM150 141V140H149ZM169 141V140H168ZM170 141H171V139H170ZM187 140H185V142H186ZM196 142H198L197 140H195ZM207 141V140H206ZM205 141V142H206ZM218 141V140H217ZM216 141V142H217ZM22 142V141H21ZM96 142V141H95ZM94 142V143H95ZM97 142H99V141H97ZM145 142V141H144ZM152 142V141H151ZM161 142V141H160ZM185 142H184V144H185ZM188 142H194V141H191V140H189ZM203 142V145L205 144V142H204V140L202 141ZM4 143V142H3ZM93 143V145H95ZM123 143H125V142H123ZM136 143V142H135ZM148 143V142H147ZM183 143V142H182ZM218 143V142H217ZM235 143V142H234ZM35 144H36V142H35ZM129 144V143H128ZM144 144V143H143ZM160 144V143H159ZM168 144V143H167ZM186 144H187V142H186ZM191 145H192V143H190ZM195 144V143H194ZM207 144H208V142H207ZM214 144H216V143H214ZM33 145V144H32ZM88 145H92V143L90 142V144H88ZM88 145H86V146H88ZM92 145V146H93ZM97 145V144H96ZM125 145V144H124ZM130 145V144H129ZM196 145V144H195ZM201 145V144H200ZM209 145H211V144H209ZM217 145V144H216ZM8 146V145H7ZM131 146V145H130ZM166 146H169V145H166ZM184 146V145H183ZM208 146V145H207ZM207 146H205V147H207ZM14 147V146H13ZM90 147V146H89ZM94 147V146H93ZM93 147H90V148H93ZM117 147V146H116ZM148 147V146H147ZM152 147V146H151ZM160 147V146H159ZM170 147V146H169ZM198 147H199V144H198ZM201 147V146H200ZM95 148H97V147H95ZM138 148V147H137ZM146 148V147H145ZM171 148H172V146H171ZM174 148V147H173ZM181 147H180V145H179V149H180ZM194 148V147H193ZM203 148V147H202ZM201 148V149H202ZM264 148V147H263ZM87 149V148H86ZM124 149V148H123ZM134 149V148H133ZM148 149V148H147ZM147 149H146V151H147ZM167 149H169V148H167ZM184 149V148H183ZM205 149V148H204ZM208 149V148H207ZM45 150V149H44ZM95 150V149H94ZM126 150V149H125ZM125 150H121V151H125ZM128 150H131V149H128ZM150 150H152V149H150ZM170 150V149H169ZM171 150H173V149H171ZM203 150V149H202ZM219 150V149H218ZM119 151V149L117 150V152ZM120 151V152H121ZM135 151V150H134ZM139 151V150H138ZM158 151V150H157ZM161 151V150H160ZM174 151V150H173ZM95 152V151H94ZM127 152V151H126ZM129 152V151H128ZM127 152V153H128ZM150 152V151H149ZM153 152V151H152ZM167 152V151H166ZM170 152V151H169ZM199 152H202L201 150L200 151H198V153ZM215 152V151H214ZM22 153H23V151H22ZM122 153V152H121ZM131 153H133V152H131ZM136 153V152H135ZM144 153V152H143ZM147 153V152H146ZM156 153V152H155ZM190 153V152H189ZM209 153V152H208ZM216 153V152H215ZM214 153V154H215ZM108 154V153H107ZM125 154V153H124ZM145 154V153H144ZM157 154H162V153H158L157 152ZM164 154H166V153H164ZM173 154V153H172ZM187 154V153H186ZM146 155H150V154H146ZM155 154H153V156H154ZM211 155V154H210ZM123 156V155H122ZM143 156V155H142ZM180 156V155H179ZM192 156V155H191ZM195 156V155H194ZM204 156V155H203ZM116 157V156H115ZM121 157V156H120ZM119 157V158H120ZM144 157V156H143ZM149 156H147L146 158H148ZM155 157V156H154ZM158 157V156H157ZM221 157V156H220ZM227 157V156H226ZM145 158V157H144ZM152 158L153 157H151V160H152ZM188 158H189V156H188ZM196 158V157H195ZM149 159V158H148ZM187 159V158H186ZM131 160V159H130ZM129 160V161H130ZM140 160V159H139ZM147 160V159H146ZM151 160H150V162H151ZM157 160V159H156ZM161 160V159H160ZM163 160V159H162ZM183 160V159H182ZM228 160V159H227ZM120 161V160H119ZM128 161V160H127ZM136 161V160H135ZM108 162V161H107ZM126 162V161H125ZM124 162V163H125ZM156 162V161H155ZM154 162V163H155ZM158 162V161H157ZM156 162V163H157ZM172 162V161H171ZM178 162V161H177ZM195 162V161H194ZM205 162V161H204ZM133 163H135L134 161H133ZM152 163V162H151ZM184 163V162H183ZM196 163V162H195ZM210 163V162H209ZM226 163V162H225ZM88 164V163H87ZM121 164V163H120ZM127 164H129V165H131L130 163H127ZM146 164V163H145ZM148 164H149V162H148ZM192 164V163H191ZM194 164V163H193ZM202 164V163H201ZM206 164V163H205ZM212 164V163H211ZM217 164H219V163H217ZM222 164V163H221ZM224 164V163H223ZM118 165V164H117ZM122 165V164H121ZM147 165V164H146ZM153 165V164H152ZM160 165H162L161 164V162H160ZM204 165V164H203ZM150 166V165H149ZM207 166V165H206ZM228 166V165H227ZM121 167V166H120ZM123 167V166H122ZM121 167V168H122ZM143 167V166H142ZM164 167V166H163ZM210 167V166H209ZM222 167V166H221ZM231 167V166H230ZM13 168V167H12ZM18 168V167H17ZM46 168V167H45ZM126 168V167H125ZM159 168V167H158ZM169 168V167H168ZM187 168V167H186ZM232 168V167H231ZM112 169H113V167H112ZM120 169V168H119ZM152 169H153V167H152ZM156 169V168H155ZM188 169V168H187ZM187 169H185V170H187ZM198 169V168H197ZM201 169H202V167H201ZM214 169H216V168H214ZM224 169V168H223ZM226 169V168H225ZM20 170V169H19ZM129 170V169H128ZM174 170H176V169H174ZM193 170H194V168H193ZM227 170V169H226ZM12 171V170H11ZM164 171V170H163ZM223 171V170H222ZM229 171V170H228ZM228 171H226V172H228ZM264 171V170H263ZM128 172V171H127ZM139 172H141V171H139ZM142 172H146V171H142ZM155 172H156V170H155ZM169 172V171H168ZM167 172V173H168ZM189 172H190V170H189ZM224 172H225V170H224ZM235 172V171H234ZM17 173V172H16ZM107 173V172H106ZM130 173V172H129ZM133 173V172H132ZM135 173H137V172H135ZM186 173V172H185ZM194 173V172H193ZM34 174V173H33ZM98 174V173H97ZM126 174V173H125ZM151 174V173H150ZM175 174H177V173H175ZM231 174V173H230ZM142 175H143V173H142ZM147 175V174H146ZM157 175H158V173H157ZM178 175V174H177ZM176 175V176H177ZM187 175V174H186ZM185 175V176H186ZM197 175V174H196ZM218 175V174H217ZM226 175V174H225ZM227 175H229V174H227ZM226 175V176H227ZM137 176H140V175H137ZM182 176H184L183 174H182ZM193 176V175H192ZM224 176V175H223ZM36 177V176H35ZM126 177V176H125ZM128 177H130L129 175H128ZM145 177V176H144ZM180 177V176H179ZM131 178V177H130ZM140 178V177H139ZM139 178H136V179H139ZM141 178H143V177H141ZM148 178V177H147ZM167 178V177H166ZM154 179V178H153ZM168 179V178H167ZM183 180H184V178H182ZM214 179V178H213ZM142 180V179H141ZM144 180V179H143ZM150 180V179H149ZM148 181V180H147ZM173 181V180H172ZM171 181V182H172ZM176 181V180H175ZM178 181V180H177ZM187 181H189V178H188V180ZM208 181V180H207ZM210 181V180H209ZM218 181V180H217ZM220 181V180H219ZM124 182V181H123ZM127 182V181H126ZM169 182V181H168ZM168 182H166V183H168ZM206 182V181H205ZM211 182H212V180H211ZM142 183V182H141ZM143 183H146V182H143ZM197 183V182H196ZM216 183V182H215ZM214 183V184H215ZM161 184H164V183H161ZM188 184V183H187ZM199 184V183H198ZM211 184V183H210ZM120 185H122V184H120ZM119 185V186H120ZM124 185H127V184H125L124 183ZM129 185V184H128ZM137 185V184H136ZM179 185V184H178ZM183 185V184H182ZM190 185H192V184H190ZM32 186H33V184H32ZM129 186H131V185H129ZM140 186V185H139ZM148 186V185H147ZM150 186V185H149ZM208 186V185H207ZM206 186V187H207ZM124 187V186H123ZM126 187H128V186H126ZM136 187H138V186H136ZM149 188H151V187H149ZM177 188V187H176ZM205 188V187H204ZM203 188V189H204ZM130 189V188H129ZM132 189V188H131ZM145 189V188H144ZM143 188H142V190H144ZM196 189V188H195ZM134 190V189H133ZM145 190H147V189H145ZM164 191H166V189H163ZM189 190V189H188ZM202 190V189H201ZM205 190V189H204ZM208 190V189H207ZM122 191V190H121ZM120 191V192H121ZM137 191V190H136ZM135 191V192H136ZM158 191H160L159 189H158ZM124 192V191H123ZM138 192H139V190H138ZM142 192V191H141ZM160 192H162V191H160ZM180 192H181V190H180ZM193 192V191H192ZM207 192V191H206ZM41 193H43V192H41ZM127 193V192H126ZM166 193H167V191H166ZM211 193V192H210ZM100 194V193H99ZM128 194V193H127ZM127 194H125V195H127ZM132 194V193H131ZM152 194V193H151ZM98 195V194H97ZM142 195V194H141ZM171 195V194H170ZM180 195V194H179ZM197 195V194H196ZM195 194H194V196H196ZM206 195V194H205ZM129 196V195H128ZM176 196V195H175ZM157 197V196H156ZM200 197V196H199ZM206 197V196H205ZM100 198V197H99ZM98 198V199H99ZM126 198V197H125ZM139 198V197H138ZM151 198V197H150ZM149 198V199H150ZM161 198V197H160ZM194 198V197H193ZM142 199V198H141ZM146 199V198H145ZM153 199H155L154 197H153ZM174 199V198H173ZM126 200V199H125ZM162 200V199H161ZM99 201V200H98ZM143 201V200H142ZM198 201V200H197ZM134 202V201H133ZM136 202H137V200H136ZM194 203V202H193ZM224 203V202H223ZM143 204V203H142ZM141 204V205H142ZM147 204V203H146ZM243 204V203H242ZM95 206H97L96 204H95ZM107 206V205H106ZM98 207V206H97ZM151 207V206H150ZM186 207H188V206H186ZM219 207V206H218ZM87 209H91L92 208V206H87L86 207ZM152 208H154V207H152ZM161 208V207H160ZM93 209V208H92ZM142 209V208H141ZM163 209V208H162ZM14 210V209H13ZM73 210V209H72ZM75 212H70V214L69 215H65L63 218H59V219H54V220H51V222H47L45 219H43L42 217H40L39 215H37V214H31L30 215V219L25 223V225H24V229H23V232H22V235L20 236V238H19V245H20V247L24 250V251H26V252H29V247L31 246V245H35V247H37V248H43V249H49V251L51 252L50 254L52 255V254H54L55 252H57V250H63V252L66 254V255H68V256H71V257H75L74 258V260H72V263L73 264H93L92 262H91V259H93L94 257H99V258H101V259H103V260H106L109 264H114L115 263V261H116V259H117V256H116V254H115V252H114V249H109L107 246H105L104 244H99V243H97V241L96 240H94V238L92 237V235H87V236H77V238L75 237V236H73V235H71L70 233H69V231H68V229H72V228H74L75 227V225L77 224V222L79 221H83L84 222V219H83V216H87V217H90L91 219H89L90 221H88L89 223H92V221H93V216L90 214V213H87V212H84L85 211V209L83 208V207H81L80 205H76L75 206ZM112 211V210H111ZM140 211V210H139ZM203 211V210H202ZM229 211V210H228ZM13 212V211H12ZM110 213V212H109ZM217 213H219V212H217ZM12 214V213H11ZM216 214V213H215ZM50 216H55L54 215V213H53V211L51 212V214H50ZM97 216H99V215H97ZM96 216V217H97ZM150 216V215H149ZM188 216V215H187ZM190 216V215H189ZM199 216V215H198ZM114 217V216H113ZM137 217V216H136ZM186 217V216H185ZM215 217H216V215H215ZM9 218V217H8ZM222 218V217H221ZM196 219V218H195ZM220 219V218H219ZM219 219H217V220H219ZM87 220V219H86ZM98 220V219H97ZM97 220H95V221H97ZM184 220V219H183ZM176 221V220H175ZM232 221V220H231ZM98 222V221H97ZM96 222V223H97ZM103 222V221H102ZM117 222V221H116ZM195 222V221H194ZM181 224V223H180ZM193 224V223H192ZM83 226V225H82ZM107 226V225H106ZM95 227V226H94ZM104 227V226H103ZM96 228V227H95ZM118 229V228H117ZM70 231H72V230H70ZM235 231H237V230H235ZM101 232V231H100ZM74 233V232H73ZM116 233V232H115ZM104 235V234H103ZM119 235V234H118ZM122 236V235H121ZM79 237V238H78ZM183 237V236H182ZM227 237H229V236H227ZM226 237V238H227ZM109 238H110V236H109ZM108 238V240H106V243L108 244H112V239H113V237H112V239L110 238L109 239ZM221 238V237H220ZM254 238V237H253ZM252 238V239H253ZM116 239H117V237H116ZM148 239V238H147ZM114 240V239H113ZM219 240H221V239H219ZM77 241V242H76ZM189 241V240H188ZM55 242H58L60 245H59V247L57 248L55 245H54V243ZM105 242V241H104ZM119 242H121V241H118V243ZM173 242V241H172ZM256 242V241H255ZM208 243V242H207ZM210 243V242H209ZM254 243V242H253ZM178 245V244H177ZM211 245V244H210ZM209 245V247H211ZM217 245V244H216ZM215 245V246H216ZM111 246V245H110ZM114 246V245H113ZM112 246V247H113ZM34 247V248H35ZM115 247H117V246H115ZM208 247V248H209ZM214 247V246H213ZM245 247V246H244ZM254 247V246H253ZM247 248V247H246ZM214 249V248H213ZM212 249V250H213ZM129 250V249H128ZM208 250V249H207ZM260 250H262V249H260ZM202 251V250H201ZM200 251V252H201ZM209 251V250H208ZM214 251V250H213ZM255 251V250H254ZM210 252V251H209ZM262 253V252H261ZM29 254V253H28ZM27 254V255H28ZM212 254V253H211ZM185 255V254H184ZM210 255V254H209ZM250 254H248V256H249ZM258 255V254H257ZM63 256V255H62ZM207 256H208V252H207ZM261 256V255H260ZM260 256H258V257H260ZM29 257V256H28ZM44 257V256H43ZM187 257V256H186ZM210 257V256H209ZM256 257V256H255ZM32 258V257H31ZM204 258H206V257H204ZM245 258V257H244ZM73 259V258H72ZM193 259V258H192ZM258 259V258H257ZM260 259V258H259ZM137 260V259H136ZM240 260V259H239ZM252 260H253V258H252ZM263 260H264V258H263ZM224 261V260H223ZM257 262H259L258 260H256ZM205 262H206V260H205ZM249 262H251V261H249ZM221 263V262H220ZM238 263V262H237ZM260 263V262H259ZM258 263V264H259ZM261 263L262 264H264V262H262L261 261ZM219 264V263H218ZM248 264V263H247ZM254 264V263H253Z\"/></svg>",
    "mask_w": 264,
    "mask_h": 264
}]
</instances>
